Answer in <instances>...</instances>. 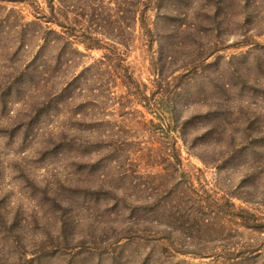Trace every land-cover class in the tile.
<instances>
[{
  "label": "rangeland",
  "instance_id": "374dc122",
  "mask_svg": "<svg viewBox=\"0 0 264 264\" xmlns=\"http://www.w3.org/2000/svg\"><path fill=\"white\" fill-rule=\"evenodd\" d=\"M151 1L0 0V264H212L200 196L264 223V0Z\"/></svg>",
  "mask_w": 264,
  "mask_h": 264
},
{
  "label": "trees",
  "instance_id": "16d2710c",
  "mask_svg": "<svg viewBox=\"0 0 264 264\" xmlns=\"http://www.w3.org/2000/svg\"><path fill=\"white\" fill-rule=\"evenodd\" d=\"M137 3L141 6L140 9V22L142 24V28H145L146 23V11L148 7L151 6V0H137ZM50 8H52V3L50 2ZM73 6V5H71ZM153 6V5H152ZM52 18H54V22H57V18L55 14L52 12ZM91 17H96L97 13L95 12V8H92ZM72 29H76V25H72ZM151 30H147V35L150 34ZM82 36H84L81 44L85 46L86 49H101L104 48L101 45V39L94 35V33L88 34L87 29H82ZM89 40V43L88 41ZM114 59H118L123 62V59L120 55H117ZM124 66L123 77L125 84H134L139 85L132 74L128 71V67ZM135 94H138L136 91ZM141 94V95H140ZM140 100H151L143 92H140ZM153 94V93H152ZM164 97V96H163ZM105 104V103H104ZM103 104V105H104ZM147 109L152 112V119L159 121V124H162L167 128L170 127L169 121L173 120V112L165 107L162 102H159L153 106L144 105ZM150 122H153L150 120ZM169 132V130H167ZM174 163L178 161V157L173 155ZM175 168H177L175 166ZM177 170V169H176ZM199 197V196H198ZM199 197L197 201H194V206L189 210L174 211V213H180L184 215L188 219L187 230L189 231L187 237L189 238L191 244V239L195 237L193 235L194 232H197L198 229L202 232V241L208 235H212L214 224H220L222 230L220 234V242L221 249L219 251H214L206 246L200 248L199 250H192L194 256L199 258H213L212 264H217L216 261H219L220 264H264V238L259 237L258 240H254L249 238L250 235H261L264 232V223H262L251 211L248 209L236 206L234 202L230 199L220 198L217 204L218 214L216 217H213L211 214H201L195 215V212L198 210L207 212L214 205V201L210 200V197ZM206 204V205H203ZM200 212V211H199ZM141 221V219L139 218ZM153 221L152 217H148L143 219V222ZM198 227V229H197ZM136 236V237H135ZM140 241L148 240L146 237H141L140 235H132L130 237H124L129 241L138 240ZM206 240L209 242L211 237H207ZM153 239H149L152 241ZM188 250V249H187ZM215 252V253H213Z\"/></svg>",
  "mask_w": 264,
  "mask_h": 264
}]
</instances>
